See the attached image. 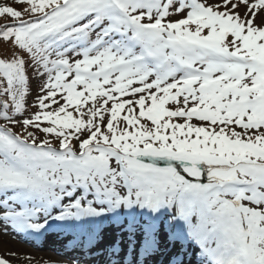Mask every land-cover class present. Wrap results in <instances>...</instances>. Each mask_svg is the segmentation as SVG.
I'll use <instances>...</instances> for the list:
<instances>
[{
    "label": "snow or ice",
    "instance_id": "snow-or-ice-1",
    "mask_svg": "<svg viewBox=\"0 0 264 264\" xmlns=\"http://www.w3.org/2000/svg\"><path fill=\"white\" fill-rule=\"evenodd\" d=\"M53 260L264 264V0H0V236Z\"/></svg>",
    "mask_w": 264,
    "mask_h": 264
},
{
    "label": "bare ground",
    "instance_id": "bare-ground-1",
    "mask_svg": "<svg viewBox=\"0 0 264 264\" xmlns=\"http://www.w3.org/2000/svg\"><path fill=\"white\" fill-rule=\"evenodd\" d=\"M58 239L53 236H47L41 237V239L36 242L27 238L24 241L25 244H23L18 240V238L15 237L14 234H10L8 236H0V253L11 248L13 250L31 253L35 258H42L45 261H47L50 257L53 260L58 259L60 256L65 255L69 252L73 256L77 254L70 247L68 249H64L62 247V240ZM27 244L33 245L37 247V249L30 248V246H28Z\"/></svg>",
    "mask_w": 264,
    "mask_h": 264
},
{
    "label": "rangeland",
    "instance_id": "rangeland-1",
    "mask_svg": "<svg viewBox=\"0 0 264 264\" xmlns=\"http://www.w3.org/2000/svg\"><path fill=\"white\" fill-rule=\"evenodd\" d=\"M15 235V237L16 238H18V240L21 242V243H23V244H25V239H23V237H21L20 235H16V234H14ZM50 236H53V237H55V238H61V237H57V236H55V235H49L48 237H50ZM28 238H30L31 240H34V241H39L41 238H39V239H37V240H35V239H33V237H31V236H29ZM59 240V239H58ZM28 245V244H27ZM29 246V245H28ZM30 248H32V247H30ZM34 249V248H33Z\"/></svg>",
    "mask_w": 264,
    "mask_h": 264
}]
</instances>
